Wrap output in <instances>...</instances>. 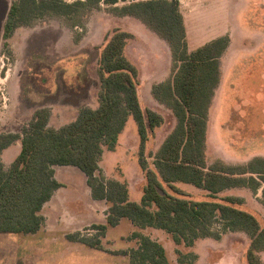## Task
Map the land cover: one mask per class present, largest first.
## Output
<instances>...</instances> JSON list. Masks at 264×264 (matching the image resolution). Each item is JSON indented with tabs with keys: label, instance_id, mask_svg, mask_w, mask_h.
<instances>
[{
	"label": "trees",
	"instance_id": "obj_1",
	"mask_svg": "<svg viewBox=\"0 0 264 264\" xmlns=\"http://www.w3.org/2000/svg\"><path fill=\"white\" fill-rule=\"evenodd\" d=\"M102 5L116 17L141 21L167 43L171 75L153 86L152 95L172 111L176 124L154 153L150 167L144 156L148 131L158 128L163 117L151 109L142 110L138 71L124 54L131 34L114 30L97 60V107L81 108L74 120L58 128L49 126L50 111L40 108L19 132H0V156L16 141L21 144L9 166L0 157V233L39 231L43 224L39 212L61 187L53 166H73L84 174L91 197L104 200L108 208L106 223L91 227L96 236L75 232L66 235L70 242L101 250L100 237L122 219L139 229L162 230L176 245L186 247L199 239H219L220 233L244 232L250 239L247 264H263L258 253L264 251V226L240 208L242 198L218 196L243 187L256 193L264 186V158L255 157L242 165L220 160L208 164L205 155L208 111L219 85L220 59L229 44L228 36L190 51L179 0H12L2 26L3 46H8L16 29L32 26L44 17L62 18L73 27ZM129 117L137 125L138 163L145 177L138 202L129 200L126 182L108 180L99 173L103 151L115 149ZM177 184L204 190L213 200L189 199ZM260 201L264 206V187ZM216 224L219 230L214 229ZM130 238H137L138 245L121 252L128 264H171L157 241L139 231Z\"/></svg>",
	"mask_w": 264,
	"mask_h": 264
},
{
	"label": "rangeland",
	"instance_id": "obj_2",
	"mask_svg": "<svg viewBox=\"0 0 264 264\" xmlns=\"http://www.w3.org/2000/svg\"><path fill=\"white\" fill-rule=\"evenodd\" d=\"M11 2L0 0V132H19L40 108L50 111L49 126L58 128L74 120L81 108L97 107L98 56L118 29L131 34L124 54L138 71L137 93L142 110L151 109L163 117L158 128L148 131L144 156L152 167L154 153L176 124L172 111L152 95L153 86L171 75L172 60L167 43L141 21L116 17L102 5L73 27L55 17H44L32 26L20 27L8 40L9 47H4L2 26ZM179 2L190 47H199L208 35L224 25L227 26L225 36L232 41L220 59L223 83L209 110L207 163L220 160L237 165L254 156L264 157V0ZM199 33L206 37L201 39ZM16 150L12 147L8 156L17 154ZM138 156L137 125L129 117L115 149L103 151L99 173L108 180L126 182L127 186L131 182L129 200L135 202L145 185ZM5 161L8 162L7 157ZM55 169L57 176L70 178L72 182L65 191L77 195L85 192V177L78 168L57 166ZM177 186L189 194V199L213 200L204 190L186 184ZM261 192V189L256 193L247 188L230 189L218 197H242L244 204L237 207L253 214L264 226ZM219 227L216 224L214 229ZM134 231L160 243L171 264H247L250 239L244 232L220 233L219 239H199L192 247H186L176 245L162 230L139 229L125 219L100 237L101 250L77 252L72 247L71 253L65 249L67 256H63L61 242L56 240L52 245L47 242L51 247L38 248L29 234L0 233V264H128V257L121 252L137 247L138 239L130 238ZM82 233L97 235L91 227ZM48 236L44 238L49 240ZM258 255L264 264V251Z\"/></svg>",
	"mask_w": 264,
	"mask_h": 264
},
{
	"label": "crops",
	"instance_id": "obj_3",
	"mask_svg": "<svg viewBox=\"0 0 264 264\" xmlns=\"http://www.w3.org/2000/svg\"><path fill=\"white\" fill-rule=\"evenodd\" d=\"M184 24H185V21H184ZM185 28H186V26H185ZM226 34H227V26L224 25L222 28H219L216 31H214L212 35H208L207 41L201 42L199 45L202 46V45H204V44H206V43H208V42H210L216 38L225 36ZM200 37H201V39H203V37H206V36L200 34ZM188 38H189V35H188L187 30H186V39H187L188 49L190 51L194 50L193 49L194 47H190V44L188 43ZM197 46H195V47H197ZM231 46H232V41L229 42V46H228V48H226L225 52L228 51ZM225 52L223 54H225ZM222 83H223V70H222V64H220L219 85L215 89V94L213 96L212 102H214V99L217 96L218 91L222 86ZM212 102H211V105H212ZM209 110H210V107H209ZM208 116H209V111H208ZM207 124H208V120H207ZM12 147L17 148L16 151H18L17 152V154H18L20 151V148H21L20 141L19 140L16 141L15 143H13L8 148H6L2 151L0 157H1V160L5 166L6 165L9 166L10 163L17 156L16 153L8 156V151ZM6 157L8 159V162L5 161ZM255 157H263V156H254L253 158H255ZM253 158H251V159H253ZM240 164L242 165L243 163H240ZM228 165H236V164H228ZM56 167L57 166H53L54 178L57 182H59L61 184V187L57 188L53 192L51 198L47 202H45V204L42 206L39 214L43 218V224H42L41 228L39 229V231H37L34 234H29L31 236L30 237L31 242L34 244V246H36L38 248L51 247L48 245L47 242H49L50 245H52V241H55V240H56L55 242H61V245L63 247V256H67L69 254V253L65 252V249H70L69 251L71 253L72 247L77 248V252H81V251L82 252H88V251L93 252L94 248L87 247V246L80 244V243L70 242L69 240L66 239V235L72 234L75 232H81L82 233L83 229H85L87 227H92L93 225L105 224L106 223V211H107L108 205L104 200H95L91 197V192H90L89 187L87 186V183L85 185V192H82V194H79V195L71 194L70 192L65 191V190H67L68 185L72 184V182L69 181L70 178L65 179L63 177L57 176L56 169H55ZM85 182H86V178H85ZM130 184H131V182H129V186H128L129 196H130ZM262 187H264V186H262ZM262 187L260 188L261 191H262ZM87 188H88V190H87ZM243 188H245V187H243ZM232 189H239V188H232ZM247 189H249V188H247ZM260 189H258V190H260ZM258 190H257V192H258ZM139 197L141 198V193L139 194ZM140 198H139V200H140ZM240 198H242V197H240ZM139 200H136V201L138 202ZM243 201H244V199H243ZM102 221H104V222H102ZM122 221H123V219L120 220L119 224ZM119 224L117 226H119ZM130 225L133 226L131 223H130ZM117 226H115V227H117ZM109 228H114V227H109ZM47 234L50 235V236H48L49 240L44 238V237H46ZM130 248H132V247H130Z\"/></svg>",
	"mask_w": 264,
	"mask_h": 264
}]
</instances>
